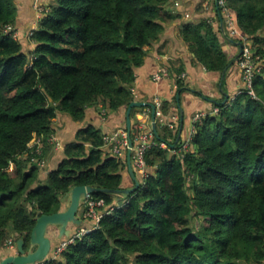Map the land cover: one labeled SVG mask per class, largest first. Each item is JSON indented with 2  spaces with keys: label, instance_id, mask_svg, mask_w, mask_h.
Masks as SVG:
<instances>
[{
  "label": "trees",
  "instance_id": "trees-1",
  "mask_svg": "<svg viewBox=\"0 0 264 264\" xmlns=\"http://www.w3.org/2000/svg\"><path fill=\"white\" fill-rule=\"evenodd\" d=\"M173 1L48 0L31 36V29L18 28L13 38L5 29L18 25L17 2L0 0V247L9 238H22L27 250L36 216L62 211L60 199L70 188L91 186L96 192L90 197L104 202L97 229L51 259L67 238L58 239L57 229L49 227L51 252L44 264H264V0H227L238 31L262 61L253 82L256 98L238 90L232 100H218L219 112L195 126L182 157L171 153L179 147V121L174 130L156 121L157 146L145 154L147 176L142 180L134 172L139 188L125 195L122 207L105 214L120 195L112 191L132 188L133 181L125 159L105 148L94 125L78 129L48 171L30 162L37 138L59 139L57 114L79 123L99 103L98 111H126L134 101L130 89L137 69L179 17L168 10ZM203 1L184 3L199 9ZM179 35L223 87L237 62L228 67L235 56L223 49L229 42L217 11L182 24ZM182 87L177 81L175 93L161 101L163 116L176 107ZM135 111L132 142L138 131L131 120ZM81 220L83 226L74 231L92 228Z\"/></svg>",
  "mask_w": 264,
  "mask_h": 264
},
{
  "label": "crops",
  "instance_id": "crops-1",
  "mask_svg": "<svg viewBox=\"0 0 264 264\" xmlns=\"http://www.w3.org/2000/svg\"><path fill=\"white\" fill-rule=\"evenodd\" d=\"M32 1L33 0H16L18 4V25L15 26V29L18 32L19 29L23 31L33 29L34 25L37 24L36 20L39 16L38 13H35V10H33ZM47 1L48 0H42V4H47ZM179 1L181 3L176 2V0L174 1L180 4L179 6H175L174 3L171 8H168L172 14H177L179 16L178 19L173 20L172 23L166 27L160 39L148 50L144 64L136 71L135 81L131 88L134 90L133 98L135 102L151 104L155 98H159L161 101L170 98L176 91L177 81H180L183 85V91L178 93V104L176 107L171 106L168 114L165 116L162 114L161 117L155 115V123L157 121L161 125L167 126L166 123L170 121L171 116L176 115L179 118L180 114H182L183 120L180 140H183L190 132L191 120L196 112H211L213 109L217 108L215 103L218 100L222 97H224V101L232 100L234 95L240 92L237 93V91L242 90L244 85L238 68L236 69L234 66L226 73L225 84H223V87H220L219 75L206 72L205 69L197 63L193 54L188 51L187 44L183 42L179 35L182 24L191 23L196 17L207 16L212 14L214 10L217 11L215 0H213L214 10L210 8L211 0L203 1L199 9L198 7L195 8L192 3H184L185 1L187 2V0ZM210 19L214 20L213 18ZM231 39L235 42H240L239 38ZM24 44H27V42L25 41ZM228 44L225 45L223 49L226 50L228 56L232 58V56L234 57L237 55L238 47L230 42ZM161 67L168 68L170 77L159 83H152L150 81L151 74ZM179 67L184 68L180 74H185V77L175 81L174 76L178 75L175 70ZM226 95L228 98H226ZM100 106H102L101 103L87 110L85 118L79 123L73 122L69 116L65 114H57L55 123L58 121V117L64 120L61 125L54 124L58 132L57 135L62 141L59 140L62 148L59 150H55L52 147L47 148L45 152L47 171L53 166H56L57 162L60 160L64 143L72 142L75 132L78 129L91 124L101 130L102 136L104 133L123 131L122 128L126 111L120 110L116 113L106 110L105 113L107 114L102 117L101 112L98 111ZM135 109L134 117L131 118L132 122L135 123L136 127L140 123H143L144 129H151V109L149 107ZM158 111H160V109ZM156 129L159 130L160 128L156 126ZM107 147L110 146L105 145V148ZM123 183L126 187H130V177L123 174ZM123 202H126V200L121 203ZM4 252L6 253V251L0 252V258L3 257Z\"/></svg>",
  "mask_w": 264,
  "mask_h": 264
},
{
  "label": "built area",
  "instance_id": "built-area-1",
  "mask_svg": "<svg viewBox=\"0 0 264 264\" xmlns=\"http://www.w3.org/2000/svg\"><path fill=\"white\" fill-rule=\"evenodd\" d=\"M215 7L217 10L218 15L221 17L223 26L225 29L226 34L230 38H239L241 43V49L242 52L237 59V68L241 74L242 82H243V89L242 92L245 91L253 98H256L254 92H253V82L254 78L257 73L261 71V59L259 56H255L254 52L251 49V46L249 44V40L246 36L242 35L237 27H236V19L229 10L227 6V0H215ZM175 5H177L175 3ZM41 8V7H39ZM43 11V8L38 13V19H40V13ZM212 20V19H211ZM209 20V22H212ZM213 23V22H212ZM7 32H11V36L13 38H17L19 33L16 29H13L12 27H7L5 29ZM35 30L34 28L31 29L27 36H31L32 31ZM170 77V71L166 67H161L157 71L151 74L150 81L152 83H159L163 80H166ZM185 77V74H178L175 75V81L181 80ZM132 95H134V90L130 89ZM241 93V91L239 92ZM161 99L155 98L153 100L152 105L155 107V115L158 117H161L160 111H158L161 108ZM102 117L105 116V111L101 110ZM219 112L218 108L213 109L211 112H196L195 115L192 117L191 120V128L190 132L186 135L183 140H180L178 143L179 147L176 151H171L172 154H177L180 157L183 156V154L189 150L191 140L193 137V134L195 132V126L202 122L204 118L207 116H214ZM179 118L178 116L174 115L170 117V121L166 123L167 127L170 130H174L178 126ZM137 133L134 134V140H133V148L131 153V164L133 171L138 174V176L143 180L147 176L148 166L145 161V154L146 152L152 148L157 146L154 138V133L152 129H144V124L140 123L137 126ZM102 140L104 142V145H109L111 148V152L113 156H116L119 159H125L126 157V150H127V144H128V136L126 131H119V132H112V133H104L102 136ZM52 147L55 150L61 149V143L57 137H55L53 134L49 135V137L46 140V143L43 142L42 138H37L34 149L32 150V154L34 153L35 156H33L30 160L31 163L35 164L36 167H38L39 170H44L46 168V160L45 158H39V156H43V147L44 146ZM160 148L166 149V145L161 143L159 144ZM125 202L123 203H116L115 206L110 207L105 214H109L110 212H113L115 209H118L119 207H122ZM84 209L81 211L82 216L85 220L90 221L93 225L92 228H79L76 231L72 233V235L67 238V240H64L55 250L52 252L51 259H55L60 256L61 252L66 248L67 245L73 243L76 239L82 238L85 234H87L90 230L97 229L100 218L102 217L101 214L97 212L98 209L104 207L103 200H94L91 197H88L84 201ZM0 249L6 251L7 254H14L16 252L15 248V240L13 238L7 239ZM36 264H44V262H39Z\"/></svg>",
  "mask_w": 264,
  "mask_h": 264
},
{
  "label": "water",
  "instance_id": "water-1",
  "mask_svg": "<svg viewBox=\"0 0 264 264\" xmlns=\"http://www.w3.org/2000/svg\"><path fill=\"white\" fill-rule=\"evenodd\" d=\"M216 4V3H215ZM217 8V7H216ZM219 29L226 40L231 44H235L238 47L237 55L230 61L229 66L235 63L239 58L242 49L241 43L233 41L229 38L225 32L223 22L219 16ZM224 73L222 74V76ZM226 98L228 96L226 95ZM179 95H176V101L178 104ZM227 101V100H225ZM224 101V102H225ZM179 106V105H178ZM149 107L151 109V129L154 133V136L157 137L156 123H155V107L152 104H147L144 102H131L125 113V126L126 133L128 136V144L126 150V166L129 176L131 177L134 186L125 190L112 191L114 194L120 195H130L134 193L139 188V181L136 179L132 164H131V153L133 148V142L130 138V113L134 108H143ZM182 120L183 116H179V134L177 136L175 144L180 138V132L182 130ZM175 144L171 147L174 148ZM106 191V190H105ZM96 192V189L91 186H74L70 188L60 199V202L64 204V209L60 212H56L50 215L42 214L36 216V222L29 236V242L27 250H25V242L22 238H19L15 241L16 252L14 254H7L6 256L0 258V264H36L39 262H44L49 258L51 252V241L46 235V231L49 227H54L58 231V239L69 238L72 235V230L69 229V226L81 227L83 226V221L77 217L78 209L84 201L90 197L93 193ZM107 192V191H106Z\"/></svg>",
  "mask_w": 264,
  "mask_h": 264
},
{
  "label": "rangeland",
  "instance_id": "rangeland-1",
  "mask_svg": "<svg viewBox=\"0 0 264 264\" xmlns=\"http://www.w3.org/2000/svg\"><path fill=\"white\" fill-rule=\"evenodd\" d=\"M20 1V0H19ZM40 1H41V3H40ZM33 0L32 1V7H33V10H35V13H37V12H39L40 10H41V8H43L42 6V0ZM175 1V0H174ZM174 1H173V3H174ZM176 2H180L179 0H176ZM181 3V2H180ZM39 4H41V6L39 5ZM177 4V3H176ZM174 5V4H173ZM180 4H177V5H175V6H179ZM17 6H18V4H17ZM39 7H41V8H39ZM196 11V10H195ZM37 28V24H35L34 25V29H36ZM28 37V36H27ZM249 44H250V46L252 47V42L250 41L249 42ZM25 46L27 47V48H29V49H31L33 46L30 44V45H27V44H25ZM57 118V117H56ZM60 119V120H59ZM64 120H63V118H59L58 117V123L56 122L55 124H58V125H61L62 124V122H63ZM46 160V159H45ZM47 169V162H46V168L44 169V171ZM43 170H41V172H42ZM127 199V197L125 196V195H119V196H117L116 197V202L117 203H121L122 201H125ZM63 208H64V206H63ZM84 209V204H81L80 205V207H79V209H78V214H77V216H79L81 219L83 218V216H82V210ZM84 219V218H83ZM49 233L51 234L52 233V231H49ZM131 264V263H130Z\"/></svg>",
  "mask_w": 264,
  "mask_h": 264
},
{
  "label": "flooded vegetation",
  "instance_id": "flooded-vegetation-1",
  "mask_svg": "<svg viewBox=\"0 0 264 264\" xmlns=\"http://www.w3.org/2000/svg\"><path fill=\"white\" fill-rule=\"evenodd\" d=\"M78 214V213H77ZM79 219H80V217L79 216H77ZM81 220V219H80ZM69 229L70 230H72V232H74V230H75V228L73 227V226H69Z\"/></svg>",
  "mask_w": 264,
  "mask_h": 264
}]
</instances>
